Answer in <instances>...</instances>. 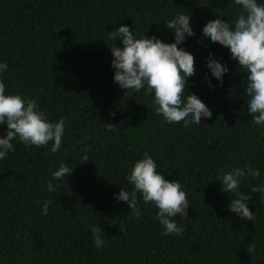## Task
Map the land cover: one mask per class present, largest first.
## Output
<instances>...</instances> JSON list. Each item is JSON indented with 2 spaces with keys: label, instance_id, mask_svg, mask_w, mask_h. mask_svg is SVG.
Masks as SVG:
<instances>
[{
  "label": "trees",
  "instance_id": "obj_1",
  "mask_svg": "<svg viewBox=\"0 0 264 264\" xmlns=\"http://www.w3.org/2000/svg\"><path fill=\"white\" fill-rule=\"evenodd\" d=\"M181 13H189L195 33L179 45L195 57L188 94L213 113L188 127L165 122L146 88L127 92L114 83L116 41L109 38L124 24L138 38L172 43L164 22ZM236 13L231 0H0L5 94L34 98L49 121H66L58 152L50 151L51 142L14 140L15 151L0 160V264H264V194L250 193L264 184V126L247 110L246 73L229 49L202 36L208 21L228 22ZM209 53L229 68L222 84L207 68ZM6 132L0 125V137ZM145 152L187 194L189 215L173 218L183 228L179 236L163 235L158 208L142 195L139 219L114 195L132 191L127 176ZM62 162L73 172L52 179ZM234 167L261 173L240 186L252 196L255 221L232 213L235 197L221 191L218 173ZM94 226L102 229V249L95 247ZM251 243L254 255L247 251Z\"/></svg>",
  "mask_w": 264,
  "mask_h": 264
},
{
  "label": "clouds",
  "instance_id": "obj_2",
  "mask_svg": "<svg viewBox=\"0 0 264 264\" xmlns=\"http://www.w3.org/2000/svg\"><path fill=\"white\" fill-rule=\"evenodd\" d=\"M237 6L235 18L225 22L220 18L208 21L203 29V38L211 43L219 44L229 49L231 59L238 62L239 71L246 73V96L248 112L252 114L254 124L264 126V2L260 0H231ZM166 28L174 33V42L167 43L156 36L139 37L128 25L121 24L110 32L109 38L116 41L111 47L112 67L114 68V83L121 89L140 91L146 88L145 95L154 94L153 106L158 115L167 123L183 122L184 127L212 117L209 107L195 94H188V78L196 74L194 55L179 45L187 37L195 33L190 23V15L177 14L164 22ZM121 45L117 46V41ZM203 42L202 40L200 41ZM8 65L0 63V72L6 71ZM207 68L211 77L221 84L224 75L229 72L226 64L214 54L207 57ZM209 86L215 90L212 80L207 77ZM126 92V93H127ZM6 85L0 80V125H7L6 136L0 137V160L9 151H15L12 141L18 140L25 145L44 147L51 142L50 151L56 153L62 146L66 121L61 118L49 121L45 114L39 111L36 99L22 97L18 94H5ZM125 93V94H126ZM111 131L112 124H107ZM67 151V150H65ZM87 151V149H85ZM89 160L83 157V162ZM158 165L145 152L143 158L134 163L127 176L133 185L132 191L121 188L116 196L117 201L126 202L133 215L139 219L142 212L138 207V194L142 195L145 204L152 203L158 208L156 219L163 227V235L179 236L183 232L174 217L188 216L189 201L187 194L177 180H168L157 172ZM73 169L63 162L58 170L52 173V179L60 180L70 176ZM259 169L253 167H234L229 171L221 170L217 180L222 184L221 191L234 195L228 208L242 220L255 221V213L251 211L248 202L251 194L240 191L241 181L245 177L259 179ZM49 191H54L52 181L48 182ZM250 193L264 194V184L252 185ZM49 204L45 202L42 214L46 215ZM121 231L123 229L120 228ZM100 226L92 228L96 248L102 249L104 239ZM256 245L251 243L247 251L254 255Z\"/></svg>",
  "mask_w": 264,
  "mask_h": 264
}]
</instances>
